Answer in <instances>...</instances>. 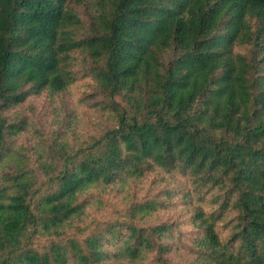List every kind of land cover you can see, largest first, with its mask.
<instances>
[{"label":"trees","instance_id":"obj_1","mask_svg":"<svg viewBox=\"0 0 264 264\" xmlns=\"http://www.w3.org/2000/svg\"><path fill=\"white\" fill-rule=\"evenodd\" d=\"M83 2L0 0V264H264V0H94L87 26ZM78 61L112 124L30 167L6 114L66 91ZM156 171L193 188L76 226L88 190ZM177 193L185 241L157 219Z\"/></svg>","mask_w":264,"mask_h":264},{"label":"rangeland","instance_id":"obj_2","mask_svg":"<svg viewBox=\"0 0 264 264\" xmlns=\"http://www.w3.org/2000/svg\"><path fill=\"white\" fill-rule=\"evenodd\" d=\"M93 2L94 0H84L79 8L86 26L92 14L90 7ZM83 68L79 66V61L78 67L72 68L76 80L66 91L54 95L46 92L41 96H33L6 114L17 124L24 126L25 130L9 140L8 146L30 167L38 166L40 156L57 137L73 147L79 145V140L83 141L91 134H99L112 124V114L108 110H99L103 105L96 106L95 103L102 102L104 96L99 94L96 86L91 87V76ZM185 187L193 188V184L185 177L177 175L162 179L157 171L145 176L143 180L130 179L123 189L121 185L110 188L95 186L81 197L86 203V210L83 220L76 226L91 231L95 226L114 218L124 205L161 195L165 189L183 190ZM174 199L176 205L160 212L157 219L174 223L173 230L185 241L191 233L189 215H184L188 208L180 193L175 194ZM235 215L237 212L231 210L224 222L219 224L218 229L224 240L232 233L233 225L230 220ZM70 232L75 234L73 230ZM180 256L176 255L178 260L181 259Z\"/></svg>","mask_w":264,"mask_h":264}]
</instances>
